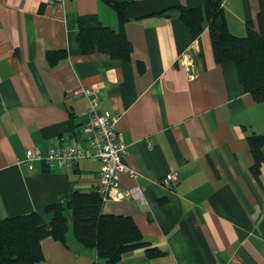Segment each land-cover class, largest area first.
I'll return each instance as SVG.
<instances>
[{"label":"crops","instance_id":"1","mask_svg":"<svg viewBox=\"0 0 264 264\" xmlns=\"http://www.w3.org/2000/svg\"><path fill=\"white\" fill-rule=\"evenodd\" d=\"M110 1L125 3L128 60L81 52V16L119 27L104 0H0V219L96 190V158L65 166L25 161L29 148L42 157L60 143L87 150L81 126L88 98L75 91L91 88L99 112L116 114L124 160L136 173L121 174L125 195L104 199L101 211L130 217L159 251L150 258L136 248L118 264H264V160L253 168L246 139L264 137V102L243 90L233 62L215 61L207 22L192 38L178 18L158 14L203 0ZM222 6L232 34L244 36L248 25L264 34V0ZM57 50L66 54L50 65L46 55ZM184 54L193 59L192 77L180 63ZM170 172L176 183L162 185ZM135 188L141 195H126ZM40 245L37 264L97 262L70 220L66 244L47 236Z\"/></svg>","mask_w":264,"mask_h":264},{"label":"trees","instance_id":"2","mask_svg":"<svg viewBox=\"0 0 264 264\" xmlns=\"http://www.w3.org/2000/svg\"><path fill=\"white\" fill-rule=\"evenodd\" d=\"M115 8L118 29L101 23L96 15L79 19L77 41L83 54L103 53L110 59H130L132 43L126 37L123 24L128 19L125 3L104 0ZM163 16H175L191 37H198L207 22L211 49L218 63L233 62L238 80L252 99L264 102V34L261 29L247 26L244 36L232 34L227 27L222 0H203L200 7L174 6L160 11ZM66 52L47 53L50 65L64 58ZM255 170L264 160V137L248 135ZM102 197L96 190L74 191L65 203L47 205L27 214L10 215L0 219V264H37L44 258L40 241L47 236L66 244L68 221L75 239L95 250L96 264H118L125 252L144 248L148 257L159 251L143 239L134 221L123 215L102 213ZM69 212V214H68ZM46 216H49L48 219Z\"/></svg>","mask_w":264,"mask_h":264},{"label":"built area","instance_id":"3","mask_svg":"<svg viewBox=\"0 0 264 264\" xmlns=\"http://www.w3.org/2000/svg\"><path fill=\"white\" fill-rule=\"evenodd\" d=\"M181 65L189 72L190 77L194 75L193 59L189 54L180 57ZM91 88H79L75 91L76 96L88 98V105L83 111L84 121L81 126V135L86 143L87 150L67 143L51 146L45 156H41L37 148L26 150V162L42 159L47 166L57 164L59 166L76 163L79 159L90 156L100 161L99 182L96 191L102 200L125 195L120 190V177L123 172L132 177L136 173L128 167L125 162L126 145L118 137L116 127V114H102L99 112V98ZM177 181L174 172H170L160 179L164 186H173ZM126 195H141L138 188L128 191Z\"/></svg>","mask_w":264,"mask_h":264}]
</instances>
